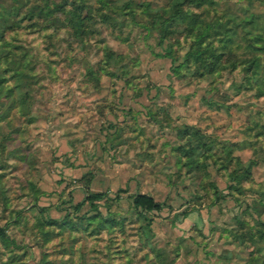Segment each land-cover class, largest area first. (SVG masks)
Segmentation results:
<instances>
[{"label":"rangeland","instance_id":"obj_1","mask_svg":"<svg viewBox=\"0 0 264 264\" xmlns=\"http://www.w3.org/2000/svg\"><path fill=\"white\" fill-rule=\"evenodd\" d=\"M171 1L0 0V264H264V0Z\"/></svg>","mask_w":264,"mask_h":264},{"label":"trees","instance_id":"obj_2","mask_svg":"<svg viewBox=\"0 0 264 264\" xmlns=\"http://www.w3.org/2000/svg\"><path fill=\"white\" fill-rule=\"evenodd\" d=\"M188 0H172L168 6V8H166V10H171V14L169 16H164V13L161 12L159 14H157V17H159V25H160V30L162 32V37H164L168 32V27L171 24V19L176 18V16L178 15H183L182 14V4L185 3ZM201 4V3H200ZM73 16V21L75 24L79 25L80 23L83 22V20L85 19L84 16H81L80 14H78L75 11H72V15ZM74 17L77 18V20L74 19ZM225 21V20H222ZM224 24V23H221ZM206 29V28H205ZM206 32H203V37L210 35L211 31H208L207 29L205 30ZM218 33H222V30H218ZM231 38L227 40V42H224L223 44H221V46H212L210 44V46H206L203 50L207 51V49H210V51L214 52L216 54H221L223 52L220 49H224L227 48V46L229 45V43L231 42ZM198 52H201V50H198ZM191 58V56L189 55V59ZM221 58V55L218 57V59ZM106 196V192H95L93 194H88L86 196V199L90 200V201H95L97 199H102L103 197ZM134 203L136 205L137 208H141V210H152V209H161L165 204L164 202L158 201L156 200L152 195L148 194V193H144V192H139L134 196ZM80 205V202L77 204Z\"/></svg>","mask_w":264,"mask_h":264}]
</instances>
